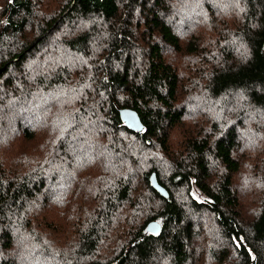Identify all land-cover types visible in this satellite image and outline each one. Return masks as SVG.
<instances>
[{
  "label": "trees",
  "instance_id": "obj_1",
  "mask_svg": "<svg viewBox=\"0 0 264 264\" xmlns=\"http://www.w3.org/2000/svg\"><path fill=\"white\" fill-rule=\"evenodd\" d=\"M0 264H264V0H0Z\"/></svg>",
  "mask_w": 264,
  "mask_h": 264
},
{
  "label": "water",
  "instance_id": "obj_2",
  "mask_svg": "<svg viewBox=\"0 0 264 264\" xmlns=\"http://www.w3.org/2000/svg\"><path fill=\"white\" fill-rule=\"evenodd\" d=\"M121 117L124 120V122L127 124V126L140 130L142 128V123L139 119V116L137 115L136 111L130 108H121L120 109ZM150 180L152 185L163 195H167L166 189L161 186L156 179L155 173H151ZM152 231H156L158 229V223L157 222H151L148 226Z\"/></svg>",
  "mask_w": 264,
  "mask_h": 264
},
{
  "label": "rangeland",
  "instance_id": "obj_3",
  "mask_svg": "<svg viewBox=\"0 0 264 264\" xmlns=\"http://www.w3.org/2000/svg\"><path fill=\"white\" fill-rule=\"evenodd\" d=\"M196 3L190 8V13L188 14L189 15V21L188 23L191 24L193 23L195 17H196V14H198L197 11L200 10L199 6H197V4L199 3V1H195ZM202 16H198L197 18H200ZM187 26V24H186ZM191 103L193 102V107L194 106H201L205 103V100L206 98L204 96H201V95H198V96H192L191 97ZM239 190H240V194L243 196V197H247L248 198V201L249 203H251V205L255 206L256 205V202L257 200L255 201L254 198L251 197L252 194H254V190L253 191H248L249 188H242L240 186H238ZM252 189V188H251ZM257 194V193H256ZM250 205V204H248Z\"/></svg>",
  "mask_w": 264,
  "mask_h": 264
}]
</instances>
